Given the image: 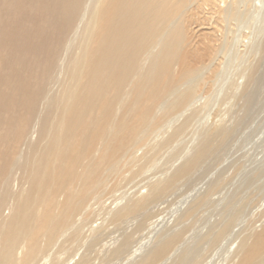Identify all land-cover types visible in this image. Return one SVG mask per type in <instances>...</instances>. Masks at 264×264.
I'll return each mask as SVG.
<instances>
[{
  "label": "bare ground",
  "instance_id": "bare-ground-1",
  "mask_svg": "<svg viewBox=\"0 0 264 264\" xmlns=\"http://www.w3.org/2000/svg\"><path fill=\"white\" fill-rule=\"evenodd\" d=\"M239 1L0 0V264H207L223 243L225 264H264L263 200L242 194L261 179L262 159L244 164L238 185L226 168L213 173L178 230L143 232L150 209L237 134L229 119L196 126L209 106L200 94L214 86V63L243 15ZM204 8L221 30L198 40ZM169 150L146 195L124 193L101 220L109 185ZM248 205L255 221L245 223ZM213 206L222 207L191 240L194 221ZM113 228L119 235L107 242Z\"/></svg>",
  "mask_w": 264,
  "mask_h": 264
},
{
  "label": "rangeland",
  "instance_id": "rangeland-1",
  "mask_svg": "<svg viewBox=\"0 0 264 264\" xmlns=\"http://www.w3.org/2000/svg\"><path fill=\"white\" fill-rule=\"evenodd\" d=\"M240 1L242 2V4L240 5L239 10L243 12V15L241 16V19H239L240 21L238 20L239 22H234L235 24L233 23L234 25L233 34L230 35V41H229L231 44L225 50L224 54L220 56V59L218 61H215L214 63L216 64V67L219 68L220 77L218 79L219 74L217 71H214L213 75L215 79L213 80L214 83L212 84L214 86L207 88L205 91H203L205 94H203V92H201L200 94V96L203 95L201 97L202 103L209 102V106L206 109L207 111L202 112L200 116L203 117V120L206 119L205 118L206 113H208L209 116L210 115L212 116L209 117L207 114L206 117H208V119L204 121L200 119V122H197L198 126H196L199 129L201 127H206L205 126L206 121H207L206 125L208 126L209 124L210 126L213 122L219 120V118L224 119V121H227L229 119L232 123L233 121L239 122L240 126L238 128L237 134L234 137V139L231 141V143L228 145L227 147L228 150H225L224 153L220 155L221 158L208 159L207 162L204 164V169H202L199 172V174L196 175L197 178H193L189 182L181 183L179 188L172 195L171 194L168 195L169 197L167 196L165 200H163L161 203L153 206L152 209H150V210H153V213L151 211L152 214L150 216V219L146 221L148 228H146L145 226L143 230L145 235L150 231V227H151V230L152 228L154 229L156 228L160 230H170V231H172L171 229L178 230L180 227V224L176 223L178 224L179 226L178 227L175 224V222H177V220H179L178 218H180L182 214L188 209V207H190V204L194 202V200L196 199V196L198 197L199 195L205 192V190L207 189V185H208L207 182H209L212 178H214V176L212 175L218 174V172L221 171V169L223 170V168H226L225 170L228 171V173H224L223 176L224 175H227L226 177L230 176L228 177L230 179L229 181L233 182L235 180L233 183L238 185L239 183H241V179H242V178L239 179L240 177L239 174L241 175V173L243 172L245 163L246 165H248L249 163L250 165H252L254 164V162L258 160L259 161L261 159L264 160V0H243V1L240 0ZM199 12H201L199 14V17L202 19V23H198L197 25L193 26L194 31L198 34L197 39L198 40L200 39L199 37L200 35L208 33L211 28L212 29L210 32L214 31V33H217L218 35L219 33L218 30H221V28H219L220 27L219 22L215 18L216 17L215 12L211 8H207V9L204 8L203 10ZM212 19L214 20L212 21ZM241 20H243L244 22ZM259 34L261 35V37L259 36ZM219 61H221V63H219ZM254 65H257V66H254ZM247 83H249V85H247ZM246 85H247V88H246ZM202 117H199V118H202ZM190 138L191 136L187 137L185 140L183 139L179 141L175 145L177 148L175 147L173 148L177 149L176 151L181 150L182 148L185 147L184 145H186L184 143H187L190 140ZM174 151L175 150H173V152ZM168 152L164 153L165 156L162 155L163 158H160L159 159L160 161L158 163L156 162L155 164L151 165V168L147 167L146 169L147 171L149 170L148 172L146 170H143V172L138 173L139 176L131 175L133 176V178L130 175L129 176L127 175L130 172L125 173L124 177L125 178L127 177V178L126 179L123 178L125 179V181L123 180V182H121L122 184H124V185H121L123 186L122 188L119 187L121 183L117 186H112V184L109 185L110 189L107 188L106 191L103 193L104 196L105 194L107 195L105 197L101 196L102 199L105 198V201L103 200L104 202H102L101 200V203H103L101 204L103 205L101 207V211H102L101 220L103 218L104 219L108 218L107 211L115 209L116 207L115 200L119 199L121 196L125 194L130 197L136 196V195L137 196L146 195L147 193L146 191H148L147 190L148 188L145 187L146 182L150 179H153L154 177L161 176L160 172L163 168H165L164 167L165 163H167L166 161L168 160L169 156L172 153L171 151L170 153ZM140 153L138 152V155H140ZM263 163L264 161H262L260 164H263ZM203 177H206L204 178L205 179L204 181H202ZM129 178H130V181H127L129 180ZM260 178L261 179L257 180L258 182L255 181L250 186H247L248 188L246 189L243 188L242 194L245 196H248L250 194L248 196L250 197L249 200L252 201V199H254L253 201H256V204L257 202L261 203L263 200L262 204L264 207V172L262 173V176L260 175ZM202 184H205L203 188H201ZM115 188L117 192H115L114 190ZM197 191L198 192L201 191V192L198 193ZM221 193L224 194L225 191H222ZM132 194H136V195H132ZM218 196L219 194H217L216 197L214 196L213 199L214 198L215 200L218 199ZM250 205L252 206V202L250 203ZM184 207H185V210H184ZM213 207L215 208L213 209ZM213 207L212 209L211 207H209L210 209L205 208L199 215L198 221H194L193 226H195L197 229L193 227V229L195 230L193 231L192 229L191 233L189 232L188 235L191 236V240H194V237L196 239V237L201 231V228L203 227L202 224L203 225L205 224L204 222H206L208 218H210L213 215V213L216 211L217 208H218L217 210H221L222 206H218V207L213 206ZM246 208L247 209L249 208L248 210L246 209L247 211L244 212V214L247 216V219L243 220V222L247 221L248 219H251V222H254L255 219L254 217L250 216V213L252 212V210H254L255 207L250 208V206L248 205V207ZM201 221H203V223ZM245 223H241L240 227H244ZM173 224H175V227L173 226ZM111 230H112V233H111ZM111 230L108 231V233L110 232L109 235L111 237L109 236L110 239L107 238V242L108 240L111 241V238H114L115 236L119 235V233L116 232L114 228ZM176 230H174V232ZM142 233H140L139 235L135 237L137 239L142 237L144 235ZM112 234H115V235L112 236ZM226 244L227 243H223L222 245L218 247L220 250L217 248L218 250H215L213 252L212 257L211 259L208 260L207 264H225V260L227 257L226 256L227 249L230 248V246L228 245L226 248L225 247Z\"/></svg>",
  "mask_w": 264,
  "mask_h": 264
}]
</instances>
